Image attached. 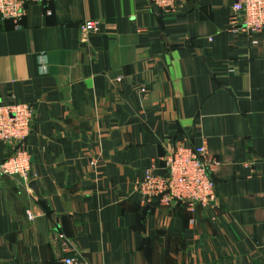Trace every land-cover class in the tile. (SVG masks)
I'll return each instance as SVG.
<instances>
[{"label": "crops", "instance_id": "obj_1", "mask_svg": "<svg viewBox=\"0 0 264 264\" xmlns=\"http://www.w3.org/2000/svg\"><path fill=\"white\" fill-rule=\"evenodd\" d=\"M233 4L53 0L0 20V105L36 110L31 181L0 175V264H63L65 243L83 264H264V29L232 32ZM178 143L219 160L215 209L144 204L137 183Z\"/></svg>", "mask_w": 264, "mask_h": 264}, {"label": "built area", "instance_id": "obj_2", "mask_svg": "<svg viewBox=\"0 0 264 264\" xmlns=\"http://www.w3.org/2000/svg\"><path fill=\"white\" fill-rule=\"evenodd\" d=\"M53 0H0V20L12 21L20 28L30 4H44ZM160 13L176 14L188 0H150ZM231 17V31L259 34L264 29V0H234ZM83 40L101 30L99 21H85L79 27ZM257 42H254L256 45ZM231 74L234 69L228 70ZM36 116L31 104L0 105V142L8 147L9 153L0 165V175L31 181L32 157L27 141L32 134ZM220 166L217 158L211 156L205 145L189 147L178 143L164 160L165 175L156 174V167L146 171L143 181L137 183V190L146 206L158 205L164 208L182 206L190 213L198 208L215 209L218 198L214 175ZM32 221L33 215L29 214ZM61 239H65L60 235ZM69 244L63 245V264H83L71 254Z\"/></svg>", "mask_w": 264, "mask_h": 264}]
</instances>
